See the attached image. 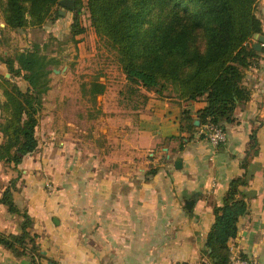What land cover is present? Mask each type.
<instances>
[{
	"label": "crops",
	"instance_id": "1",
	"mask_svg": "<svg viewBox=\"0 0 264 264\" xmlns=\"http://www.w3.org/2000/svg\"><path fill=\"white\" fill-rule=\"evenodd\" d=\"M257 12L264 33V0ZM99 80L105 90L95 103L81 89L56 94L49 108L47 92L36 150L18 171L0 161V197L10 185L41 249L60 264H199L212 203L221 205L231 179L246 172L248 207L229 246L231 256L264 264V51L244 77L251 98L225 122L227 140L219 145L199 133L205 96L183 99L170 84L146 90L144 102L122 89L106 100L111 86ZM185 109L193 130L180 129ZM22 220L0 202V230L17 233ZM0 264H30V257L0 243Z\"/></svg>",
	"mask_w": 264,
	"mask_h": 264
},
{
	"label": "trees",
	"instance_id": "2",
	"mask_svg": "<svg viewBox=\"0 0 264 264\" xmlns=\"http://www.w3.org/2000/svg\"><path fill=\"white\" fill-rule=\"evenodd\" d=\"M56 3L63 5L59 0H0L5 26L12 29L43 25L53 16ZM258 4L259 0H75L74 7L68 9L74 12L71 31L76 40L86 31L80 18L85 7L91 31L115 49L129 97L140 95L144 102L146 90L163 91L171 84L183 99L206 97L197 112L200 126L213 121L225 127L236 108L251 98V89L243 81L246 70L260 57L252 45L254 34L262 32ZM61 15L57 11L54 16ZM5 62L11 76L0 78L5 96L0 104V161L6 169L18 171L24 156L38 147L36 128L50 89L52 65L59 60L35 44ZM13 75L23 76L27 88ZM104 90L105 83L98 78L91 79L88 88L82 85L84 95L89 94L93 103ZM182 118L186 122L181 130L197 126L188 109ZM154 172L155 168L148 171ZM247 180L246 172L234 177L223 203H212L215 218L199 264H236L231 260L229 240L236 235L238 218L248 207L241 190ZM0 202L23 217L19 232L0 230V243L18 255H29L30 264H60L41 249L33 220L16 204L10 185Z\"/></svg>",
	"mask_w": 264,
	"mask_h": 264
},
{
	"label": "rangeland",
	"instance_id": "3",
	"mask_svg": "<svg viewBox=\"0 0 264 264\" xmlns=\"http://www.w3.org/2000/svg\"><path fill=\"white\" fill-rule=\"evenodd\" d=\"M57 11H62V15L54 16ZM73 13L64 5L56 3L52 7L53 16L48 18L43 25H28L23 28L12 29L5 26L0 4V78L4 74L7 77L11 76L5 62L7 57L14 56L19 50L32 48L35 44H38L42 52L59 60V63L52 65L54 69L50 73V90L47 91L46 98L49 102L47 104L49 108L50 106H52L51 108L54 107L56 94L79 91L82 89L83 84H86L88 88L91 79L108 78L107 81L108 85L111 86V88L109 87L111 91L106 100L112 97L111 95L114 97L115 91H118V89L124 91L127 89L125 74L115 49L104 38H100L91 31L88 12L85 7L81 9L80 18L86 31L82 37L78 36L77 39L79 40H76V36H73L71 31ZM13 79L23 89L27 88L28 82L23 76L13 75ZM136 98L143 100L140 95H136ZM4 100L3 88L0 85V104Z\"/></svg>",
	"mask_w": 264,
	"mask_h": 264
},
{
	"label": "built area",
	"instance_id": "4",
	"mask_svg": "<svg viewBox=\"0 0 264 264\" xmlns=\"http://www.w3.org/2000/svg\"><path fill=\"white\" fill-rule=\"evenodd\" d=\"M199 132L203 133L213 145H219L227 140V130L225 127L213 121L202 124L199 128ZM52 189L53 186L50 185L49 190L51 191ZM231 260L236 264H254L256 262V259L242 257L237 254H233Z\"/></svg>",
	"mask_w": 264,
	"mask_h": 264
},
{
	"label": "water",
	"instance_id": "5",
	"mask_svg": "<svg viewBox=\"0 0 264 264\" xmlns=\"http://www.w3.org/2000/svg\"><path fill=\"white\" fill-rule=\"evenodd\" d=\"M59 2L61 4H63L65 7L70 8V9L73 8L75 5V0H59ZM60 12L63 13L62 11H60ZM252 45L257 50L264 51V33L256 32L253 36ZM197 122H199V120H197ZM180 161H181V157L176 159L175 163L177 166H179ZM197 197H198V195L195 194L193 197L186 199V201H185L186 206L192 207V205L196 201Z\"/></svg>",
	"mask_w": 264,
	"mask_h": 264
}]
</instances>
